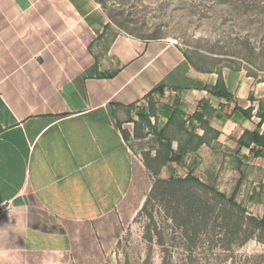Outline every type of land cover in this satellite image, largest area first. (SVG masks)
<instances>
[{
	"label": "crops",
	"instance_id": "crops-1",
	"mask_svg": "<svg viewBox=\"0 0 264 264\" xmlns=\"http://www.w3.org/2000/svg\"><path fill=\"white\" fill-rule=\"evenodd\" d=\"M220 74L232 94L213 98L220 135L162 176L195 170L214 148L238 160L239 138L259 122L238 107L257 105L264 81L200 70L169 39L118 30L97 0H0V264H74L82 226L119 211L139 166L152 174L133 143L155 155L160 142L141 116L160 130L182 110L174 149L186 137L178 120L204 135L191 116Z\"/></svg>",
	"mask_w": 264,
	"mask_h": 264
},
{
	"label": "rangeland",
	"instance_id": "rangeland-1",
	"mask_svg": "<svg viewBox=\"0 0 264 264\" xmlns=\"http://www.w3.org/2000/svg\"><path fill=\"white\" fill-rule=\"evenodd\" d=\"M97 1L118 30L146 39H169L203 69L245 68L258 81H264V0ZM140 121L148 126L143 118ZM133 144L136 154L142 148L153 147L148 141ZM232 156L217 148L209 150L205 161L195 168V175L229 197L237 190V199L246 208L245 215L264 217V156L251 160ZM138 168L119 211L96 218L94 229L82 226L75 239L74 264H144L151 247L153 254L147 264H163L162 247L143 238L148 218L142 209L155 177ZM194 190L184 188L182 195H192ZM204 190L198 187L195 195L206 202L209 196ZM211 203L216 213L229 212L232 224L226 229L222 219L213 217L198 239L195 264H264V227L245 218L253 238L240 245L233 240L235 213L227 201L218 198ZM164 214L163 211L158 220L165 227ZM176 228L173 233L178 236V244L173 248L171 264H184L188 254L181 230ZM166 231L172 232V228Z\"/></svg>",
	"mask_w": 264,
	"mask_h": 264
},
{
	"label": "trees",
	"instance_id": "trees-1",
	"mask_svg": "<svg viewBox=\"0 0 264 264\" xmlns=\"http://www.w3.org/2000/svg\"><path fill=\"white\" fill-rule=\"evenodd\" d=\"M192 64L200 70L203 69L197 65L192 59L189 58ZM212 94L208 99L202 101L201 110L197 111L192 119L197 120L200 125L205 129L204 135H199L195 131L187 130V120H178L177 127L179 130L184 131L185 138L184 144L181 142L177 149L173 148V136L170 134V125L176 123L179 115H184L180 109H176L170 121L163 126L160 130L153 125L151 121V114L142 115L143 119L147 121L148 126L155 132L156 139L160 142V147L153 155L152 150L144 153L146 167L152 172L155 177L154 185L147 197L143 206V214L148 218L145 225L143 238L149 244L156 243L162 247L163 250V264H171L173 260V248L178 244V236L173 233V229L181 230L180 237L183 240L182 244L185 245L187 251V263L195 264L194 254H197L196 248L198 246V239L202 236L203 230L206 225L213 220L222 219L221 224L226 229H230L231 221L229 220L230 213L222 215L216 213L215 207L211 206V201L222 198L227 201L229 208L235 213V221L233 224V240L240 245L245 244L249 239L253 238V233H249V227L246 224L245 218L254 221L257 225L264 227V217L254 216L250 214L245 215L246 208L237 199V190L229 197L226 193L219 191L216 187L208 185L195 175V170L186 167V173H173L169 177H162L163 169L168 168L169 162H177L184 164L185 157L194 153L204 143H210L214 138L220 135V131L216 130L211 125V119L214 116L216 108L213 106V98H223L229 100L232 98L231 92L227 88V84L223 76L220 74L218 83L210 89ZM255 99H253L254 101ZM257 105H252L244 110L240 108L248 116H252L256 109V118L259 122L255 129H247L238 140V145L235 150L237 158L240 160H251L255 157L264 156V96L256 99ZM154 104V102H152ZM156 163L157 165H155ZM198 187L205 189V193L209 196L206 202L202 201L200 197H196ZM195 189L192 195L184 196L183 189ZM197 189V190H196ZM180 191V193H179ZM182 191V192H181ZM158 206V208H157ZM163 219L167 221L166 226H162L158 217L163 213ZM169 227L172 232L166 231ZM178 231V230H177ZM144 264H147L148 259L152 257L153 248H149Z\"/></svg>",
	"mask_w": 264,
	"mask_h": 264
},
{
	"label": "built area",
	"instance_id": "built-area-1",
	"mask_svg": "<svg viewBox=\"0 0 264 264\" xmlns=\"http://www.w3.org/2000/svg\"><path fill=\"white\" fill-rule=\"evenodd\" d=\"M176 92H177V91L171 89L169 92H166V93L164 94V96H165L166 98H168L169 96H171L172 94H174V93H176Z\"/></svg>",
	"mask_w": 264,
	"mask_h": 264
}]
</instances>
